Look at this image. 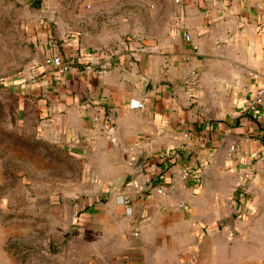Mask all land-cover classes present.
Instances as JSON below:
<instances>
[{
  "label": "crops",
  "instance_id": "crops-1",
  "mask_svg": "<svg viewBox=\"0 0 264 264\" xmlns=\"http://www.w3.org/2000/svg\"><path fill=\"white\" fill-rule=\"evenodd\" d=\"M177 8L181 29L155 54L140 53L126 65L96 67L71 40L42 41L41 65L48 56L71 52L84 64L62 78L45 66L28 90L38 98L45 127L98 160L100 182H129L111 192L106 210L139 221L146 245L157 250L147 261L215 264L206 255L212 237L204 232L229 214L218 202L232 199L236 189L262 215L253 230L263 233L258 242L264 243V117L246 112L253 90L264 86V78L252 77L264 69V0H191L184 12ZM186 32L197 52L185 41ZM143 77L149 81L145 92ZM136 151L144 157L132 167L129 155ZM161 151H175L179 159L166 167ZM186 166L201 169L200 183L186 185ZM160 177L169 183L166 194L155 189ZM176 232L187 237L181 248L199 241L200 255L176 259L168 244ZM256 255L253 264H264V251Z\"/></svg>",
  "mask_w": 264,
  "mask_h": 264
},
{
  "label": "rangeland",
  "instance_id": "rangeland-1",
  "mask_svg": "<svg viewBox=\"0 0 264 264\" xmlns=\"http://www.w3.org/2000/svg\"><path fill=\"white\" fill-rule=\"evenodd\" d=\"M181 22L173 0H0V264H154L147 259L157 250L139 221L106 210L111 192L128 183L100 182L98 160L45 127L28 87L47 71L42 41L77 40L101 65H126L155 54ZM218 203L229 214L204 232L212 237L206 255L215 264H253L264 251L254 201L240 188ZM186 239L176 232L168 243L176 259L200 255L199 241L180 247Z\"/></svg>",
  "mask_w": 264,
  "mask_h": 264
},
{
  "label": "built area",
  "instance_id": "built-area-1",
  "mask_svg": "<svg viewBox=\"0 0 264 264\" xmlns=\"http://www.w3.org/2000/svg\"><path fill=\"white\" fill-rule=\"evenodd\" d=\"M191 0H173V3L180 8L181 12H184L186 7L190 4ZM184 39L186 42L192 44L193 50L198 51V46L193 44V37L190 33H184ZM70 40V39H66ZM75 49L83 53V57L88 61L89 64L101 68V61L95 55H88L80 45L79 41H72ZM84 63L79 59V56L76 57V52H71L70 54H57L46 57L45 66L49 69L53 76L56 78H62L68 75L72 69L77 66H81ZM105 73V70L103 71ZM252 77L256 80L264 78V69L260 72L253 73ZM144 107L143 104H140V108ZM246 112L253 117H264V86H257L252 94L249 97ZM232 152H235V148L232 149ZM144 157V156H143ZM179 159V154L175 151H161L159 154V160L162 165L166 167L172 166L176 163V160ZM142 160V159H141ZM140 160V162H141ZM139 162V164H140ZM182 177L186 182V185L194 186L195 184L200 183L201 180V169H191L190 167H185L182 171ZM129 183V182H128ZM158 193L166 194L169 189V183L166 179L160 177L159 183L155 187ZM182 208L187 209V206L181 205Z\"/></svg>",
  "mask_w": 264,
  "mask_h": 264
},
{
  "label": "water",
  "instance_id": "water-1",
  "mask_svg": "<svg viewBox=\"0 0 264 264\" xmlns=\"http://www.w3.org/2000/svg\"><path fill=\"white\" fill-rule=\"evenodd\" d=\"M149 81L146 78H142V85H143V89L144 92L146 91L147 87H148ZM144 154L142 152H134L131 153L129 155V161L132 167H137V165L139 164L140 160L143 158ZM122 184L125 185L126 181L124 179V181H122ZM118 188H123V187H118Z\"/></svg>",
  "mask_w": 264,
  "mask_h": 264
}]
</instances>
